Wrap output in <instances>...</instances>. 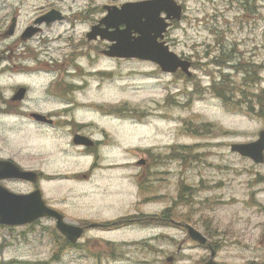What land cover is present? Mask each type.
I'll use <instances>...</instances> for the list:
<instances>
[{
	"label": "rangeland",
	"instance_id": "374dc122",
	"mask_svg": "<svg viewBox=\"0 0 264 264\" xmlns=\"http://www.w3.org/2000/svg\"><path fill=\"white\" fill-rule=\"evenodd\" d=\"M49 1L30 0V12ZM182 1L184 16L166 36L170 48L193 63H207L208 51L220 45L233 49L239 63L261 64L258 84L264 86V0H247L245 6L244 0ZM69 2L65 4L70 6ZM90 26L63 23L46 29L45 58L63 57L74 49L83 52L80 44L86 42ZM77 62L85 69L84 75L77 72L71 79L76 88L83 87L74 94L78 105H101L105 112L99 113L100 119L82 112H77L78 117L107 127L112 144L107 160L125 163V167L104 171L102 178L91 181L60 179L42 186L66 222L110 226L88 228L80 246L58 251L57 259L51 235L55 220L0 226V264H208V247L192 240L176 224L177 218L173 223L172 218L162 219L168 208L182 213L208 236L217 250V262L264 264V163L256 164L231 150L233 143L256 140L264 129V117L233 113L208 90L213 76L220 78L219 67L193 65L194 75L189 79L180 71L164 73L155 63L139 59L100 60L82 55ZM51 78L41 71L31 72L26 79L31 95L39 96L42 82ZM201 121L218 125L228 134L216 139L201 131L194 134ZM18 136L26 150L31 152L32 145L36 150L38 137L32 127L29 135ZM56 136L45 135V158L53 159L56 168L45 160L42 169L70 175L83 169L86 159L74 156L66 161L58 153L51 142ZM199 143L206 144L196 146ZM182 146L194 155L185 154ZM144 157L152 166L143 171L151 170L150 181L138 176L141 170L134 165ZM149 184L151 195L143 192ZM107 242L117 251L110 252Z\"/></svg>",
	"mask_w": 264,
	"mask_h": 264
},
{
	"label": "flooded vegetation",
	"instance_id": "af4514ba",
	"mask_svg": "<svg viewBox=\"0 0 264 264\" xmlns=\"http://www.w3.org/2000/svg\"><path fill=\"white\" fill-rule=\"evenodd\" d=\"M29 1L0 0V166L12 163L23 170H34L37 172V180L32 182L29 179L5 176L0 177V186L16 193H29L39 188L46 204L54 208L55 205L51 204V200L43 190V182L60 179L91 181L94 177L102 178L104 171L125 167L123 166L125 163L117 164L107 160V150L112 145L107 127L102 123H93L78 117L77 112H82L94 114L98 118L102 108L101 105H90V107L78 105L74 94L83 87L76 88L71 79L75 78L77 72L85 74V69L81 68L77 62L79 56L93 57L95 55L100 60L103 58L124 60L107 56L104 51L109 48L110 42L101 38L100 34L95 38L92 34L90 39L89 33L95 29L99 30L98 25L105 29L102 21L111 7H122L127 2L140 0H104L100 3H96L97 0H68L70 6L65 4L67 0H50L48 4L44 2L34 6L32 12H30ZM176 1L183 6V12H185L186 6L183 1ZM53 10L59 14L58 19L48 24L43 22L40 31L31 37H25L24 33L29 26L36 25L39 17ZM169 21L171 26L177 22L176 20ZM63 23L71 25L89 23L91 25V30L86 34V42L80 44L84 50L79 52L78 49H74L64 54L63 57L48 55L49 58L46 59L44 32L56 24ZM10 29L12 32L8 33ZM62 35L68 36V34ZM39 71L50 74L52 78L42 82L41 88L44 90L40 91L39 96L34 97L31 95L32 88L26 79L31 72L38 73ZM15 77H23L24 80L17 82L14 80ZM21 89H23L22 93ZM84 104L87 103L84 102ZM46 107L50 109L45 110ZM36 114L46 119L41 120ZM30 127L38 137L37 148L35 150L32 145L31 152L21 146L18 138V135H29ZM93 127H96V131L91 130ZM49 132L58 135L51 142L66 161L69 157L78 156L80 159H86L87 165L71 175L64 172L46 173L42 169L43 165L45 166V160H49L48 163L56 168L53 159L45 158V135ZM14 143H17L16 146ZM148 162L150 161L144 157L134 165L141 170L138 176L150 180L151 170L147 173L143 172L147 167H152ZM147 190L152 191L150 184ZM143 192L152 194L148 191ZM51 219L54 220V218ZM170 221L173 223L172 219ZM79 225L84 227L85 233L90 227L110 226L93 221L79 223ZM208 241L210 242L209 238ZM209 250L211 251L210 248Z\"/></svg>",
	"mask_w": 264,
	"mask_h": 264
},
{
	"label": "water",
	"instance_id": "95a60500",
	"mask_svg": "<svg viewBox=\"0 0 264 264\" xmlns=\"http://www.w3.org/2000/svg\"><path fill=\"white\" fill-rule=\"evenodd\" d=\"M165 14V16L163 15ZM182 6L175 0H141L127 2L122 7L113 6L104 17L102 24L89 38L100 34L101 38L111 41L105 54L111 57L138 58L156 62L164 72L174 73L181 69L188 76H192V61L182 58L170 49L164 40V34L169 26V19L180 20ZM59 18L57 11L53 10L36 20L37 25L43 22L51 23ZM124 26V27H121ZM12 29V27H11ZM8 33H11L12 30ZM40 27L29 26L24 33L25 37H31ZM23 89H21V93ZM36 116L46 119L39 114ZM231 150L242 156L251 158L256 163L264 162V129L259 132V138L245 143H233ZM0 177H15L37 180V173L19 168L12 163L0 166ZM54 217L56 227L70 241L76 242L83 236L84 227L65 221L64 215L55 208L47 206L40 189L28 194L15 193L0 186V224L19 226L32 223L42 217ZM95 225V224H93ZM187 232L192 240L202 245L208 244L211 249L208 264H220L214 258L216 250L208 243V237L192 224H185ZM173 258L169 257L168 260Z\"/></svg>",
	"mask_w": 264,
	"mask_h": 264
},
{
	"label": "trees",
	"instance_id": "16d2710c",
	"mask_svg": "<svg viewBox=\"0 0 264 264\" xmlns=\"http://www.w3.org/2000/svg\"><path fill=\"white\" fill-rule=\"evenodd\" d=\"M248 4L249 2L244 0V6ZM213 52H215V54H212ZM205 57L209 59L207 63H193V65H196L195 68L208 67L209 65L219 67L218 77L220 78L216 80L215 76H213L214 79L208 86V90L222 100L225 108L233 113H241L251 117H264V86H259L258 84V79L261 78V66H259L261 64L250 61L239 63L240 57H238L236 53L233 54V49H228L222 45H220L219 49L214 48L213 50L208 51ZM235 59H237V61H235ZM231 61H233L232 63L235 62V64H232ZM224 69L230 70L225 71ZM186 77L192 79L191 77ZM192 122L195 124L194 120H192ZM200 123L201 125L196 123L200 126L197 131L191 130L194 134L201 131L204 133V136L210 137L211 139H216L217 137L226 136L228 134V130L223 129L218 125L214 126L206 121H201ZM205 144L206 143H199L196 144V146H202ZM182 151L185 154L194 155L187 146H182ZM173 214H176L177 216L174 217ZM160 216L164 220L177 218L181 223V226L190 223L187 221L186 216L177 211L171 212L170 208L163 211ZM51 235H53L56 244L55 254L53 256L55 259L58 257V251L80 246L79 243H72L63 237L56 227L54 230L52 229ZM56 236L58 239L55 238ZM107 245L110 252L117 251L116 246H114L113 243L107 242Z\"/></svg>",
	"mask_w": 264,
	"mask_h": 264
}]
</instances>
